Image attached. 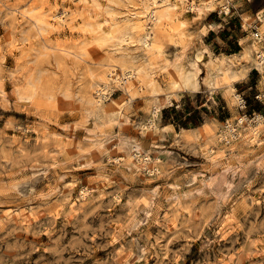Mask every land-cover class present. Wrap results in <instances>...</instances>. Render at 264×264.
Returning <instances> with one entry per match:
<instances>
[{
  "label": "rangeland",
  "instance_id": "rangeland-1",
  "mask_svg": "<svg viewBox=\"0 0 264 264\" xmlns=\"http://www.w3.org/2000/svg\"><path fill=\"white\" fill-rule=\"evenodd\" d=\"M151 1L0 0V264H264V129L217 137L264 115V62L212 80L264 0Z\"/></svg>",
  "mask_w": 264,
  "mask_h": 264
},
{
  "label": "bare ground",
  "instance_id": "bare-ground-1",
  "mask_svg": "<svg viewBox=\"0 0 264 264\" xmlns=\"http://www.w3.org/2000/svg\"><path fill=\"white\" fill-rule=\"evenodd\" d=\"M85 1L87 3H90L92 0H85ZM159 1L160 0H152L151 3H150V5L153 6V11L151 13H153L154 21H158L162 16L167 14L166 12H157ZM147 7H148V5H143L142 6V8L144 10L147 9ZM153 17H152V19H153ZM260 33L258 34L259 36H257V37H255L252 33H251V35H252V37L259 39L260 38ZM150 34H151L150 30L149 31H144V32H142L140 34L138 39L141 40L143 43H145L147 46H149L150 45L149 39H150V36H151ZM262 38L264 39V34H263ZM252 53H254L255 55L253 56ZM242 57H244V59H247V62H246L247 64L244 63L246 65V67H245L244 64H242V65H244L245 68H243L242 66H238L237 65L238 61H240V59ZM198 58H199V56H198ZM263 62H264V50L259 49L256 46L255 41L249 42V43H247L244 46L243 49H241V51L236 52V53H231V54H225L224 55V57L220 61L219 66L217 67V71L218 72H215L213 74L212 80H215V78H217L216 76H218L219 74H222V75L223 74H227L228 76H231V77H235V76L241 75L243 72L246 71L247 68H249V66L256 65V66L260 67V66H262ZM240 67H242L243 69H240ZM119 69L122 70V74H123L122 76H124L125 81L128 78H131L132 76H134V73H133L134 69L132 67L128 66L126 63H123V64L119 65ZM116 81H119L118 77H116ZM104 88H105V86L99 88L98 91L100 92V95L102 96V98L105 99L104 101L107 102L108 100H110V96L108 97L109 93H107V90L105 92ZM230 89H231V93L233 94V96L236 97L237 100H239L240 99V95L235 91V88L233 86H230ZM172 95H177V94L173 93ZM236 98H235V100H236ZM100 100H103V99H100ZM165 100L170 103V99L168 97H165ZM159 108H160V105H158V104L155 105V106H151V108H150V117L148 119V123L150 124V126L146 125V128L152 127V126H156L155 119L159 116ZM201 128H202V125H198V126L189 127V128L182 127L181 130H184V129L200 130ZM222 129H220V130H222ZM263 129H264V119L261 117V114L257 113V120L253 123V126L250 127V131L248 133V136H246L248 139L246 138L247 140L246 139L243 140L242 141V145H244V143L248 145V144H251V143H254V142L258 141L259 139H258V136L256 135V133H257V131L263 130ZM238 135L240 136V133ZM245 135H246V133H245ZM223 136H224V134L222 132H220V134L217 135L218 139H220V140L223 139ZM131 147H132V149L133 148L136 149L139 146L135 143V144H132ZM250 148H251V146H248L245 149H250ZM208 151L211 153L212 152V148L208 147ZM134 155L136 156L137 153L134 154ZM130 156H132V153H130ZM208 157L211 160H214L216 158V155L211 153ZM251 161L252 160H250V162ZM221 175H224V173L223 174L220 173L219 176L221 177ZM212 178H214V177L211 176V178H209V179L212 180ZM254 247H256V248H254V249H256V252H260V251L263 250V246H261V245H255ZM250 249L251 248H247V252H246L247 254H249V250Z\"/></svg>",
  "mask_w": 264,
  "mask_h": 264
},
{
  "label": "built area",
  "instance_id": "built-area-1",
  "mask_svg": "<svg viewBox=\"0 0 264 264\" xmlns=\"http://www.w3.org/2000/svg\"><path fill=\"white\" fill-rule=\"evenodd\" d=\"M227 10H224L223 12L226 14L229 12V5L227 7ZM259 22L255 21V23L251 27V33L257 37L258 34V27ZM255 97L258 100H262L264 98V91L260 90L255 94ZM240 108H243L245 106V100L241 99L238 101ZM241 102V103H240ZM261 117L264 119V115L261 114ZM257 120V113H253L251 117L247 116L246 114H243L242 116H239L237 118V121L234 123H225L224 127L220 132L224 134L223 139L224 141H229L238 138V134L244 131L246 127H248L251 123H254Z\"/></svg>",
  "mask_w": 264,
  "mask_h": 264
},
{
  "label": "trees",
  "instance_id": "trees-1",
  "mask_svg": "<svg viewBox=\"0 0 264 264\" xmlns=\"http://www.w3.org/2000/svg\"><path fill=\"white\" fill-rule=\"evenodd\" d=\"M237 50L238 49H236L235 51ZM178 120H177V123L181 122L184 127H194L200 124V119H197L195 114H189L186 117H183V118L181 117Z\"/></svg>",
  "mask_w": 264,
  "mask_h": 264
},
{
  "label": "crops",
  "instance_id": "crops-1",
  "mask_svg": "<svg viewBox=\"0 0 264 264\" xmlns=\"http://www.w3.org/2000/svg\"><path fill=\"white\" fill-rule=\"evenodd\" d=\"M239 51H240V50H239ZM239 51H238V52H239ZM236 52H237V51H236ZM242 58H243V57H242ZM242 58H241V59H242ZM246 74H247V75H244L242 78H246V77L248 76V73H246Z\"/></svg>",
  "mask_w": 264,
  "mask_h": 264
}]
</instances>
